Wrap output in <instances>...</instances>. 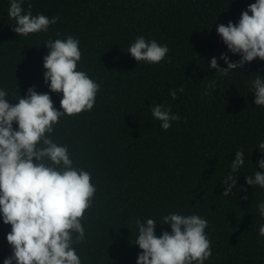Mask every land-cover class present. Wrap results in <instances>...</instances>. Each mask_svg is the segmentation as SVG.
Segmentation results:
<instances>
[{
	"label": "trees",
	"instance_id": "1",
	"mask_svg": "<svg viewBox=\"0 0 264 264\" xmlns=\"http://www.w3.org/2000/svg\"><path fill=\"white\" fill-rule=\"evenodd\" d=\"M30 2L33 15L58 16L59 22L47 33L20 37L8 16L10 0H0V89L13 102L32 86L49 92L45 43L68 36L80 42L78 70L101 85L94 108L65 116L52 135L68 147L74 166L91 173L97 189L86 212L85 241L75 246L82 264H136V219L160 224L170 213L207 220L212 256L205 264H264L258 208L264 188L246 184L247 176L264 171L257 165L264 159L257 149L264 142V106H256L250 92L256 73L264 75V62L257 59L226 77L208 65L223 53L240 59L228 52L216 28L238 23L256 0ZM137 36L166 44L171 63L139 64L127 52ZM212 80L216 87L207 89ZM180 87L185 92L173 100L170 91ZM50 95L60 109L61 95ZM154 103L171 107L180 120L164 131L152 116ZM241 149L246 159L236 173L237 188L223 196V181ZM164 230L170 226H157V234ZM10 231L0 216V264L11 254Z\"/></svg>",
	"mask_w": 264,
	"mask_h": 264
},
{
	"label": "clouds",
	"instance_id": "2",
	"mask_svg": "<svg viewBox=\"0 0 264 264\" xmlns=\"http://www.w3.org/2000/svg\"><path fill=\"white\" fill-rule=\"evenodd\" d=\"M24 4L25 0H10L8 9L9 18L15 22L12 30L18 36L47 33L51 25L59 22L58 16L33 15L30 0L27 11ZM216 31L228 52L240 59L232 61L223 53L211 58V70L226 77L230 71L241 70L257 59L264 62V0H256L242 11L238 23L219 24ZM79 43L73 36L46 41L48 54L43 57V68L49 92H38L32 86L13 102L8 91L0 89V216L4 225L11 226L6 237L11 254L3 264H82L75 246L85 241L83 225L97 189L91 182V173L74 166L68 147L52 139L55 126L65 116L90 112L100 91L99 82L78 70L82 59ZM169 51L166 44L144 36H137L127 49L139 64H160L165 60L171 63ZM220 60L226 68L220 67ZM256 74L250 82V92L255 105L264 106V75ZM216 84L212 80L206 87L213 89ZM184 92L185 88L180 87L169 94L176 100L177 93ZM50 93L61 95L60 109L54 106ZM151 112L164 131L171 128L172 121L180 120L171 107L161 103H154ZM257 149L264 155V142ZM245 159V152L237 150L231 174L223 181V196H230L237 188L236 173ZM257 165L264 170V159H259ZM246 184L264 188V171L247 176ZM258 208L264 218V202ZM158 225H168L171 231L157 234ZM207 227V220L196 214L170 213L160 224L151 218L136 219L133 245L141 250L136 264H205L212 256ZM259 235L264 237V225L259 227Z\"/></svg>",
	"mask_w": 264,
	"mask_h": 264
}]
</instances>
